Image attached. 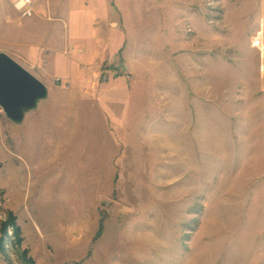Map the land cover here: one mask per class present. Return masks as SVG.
<instances>
[{
  "label": "rangeland",
  "instance_id": "obj_1",
  "mask_svg": "<svg viewBox=\"0 0 264 264\" xmlns=\"http://www.w3.org/2000/svg\"><path fill=\"white\" fill-rule=\"evenodd\" d=\"M33 1L0 0L49 89L0 107V264L264 263V0Z\"/></svg>",
  "mask_w": 264,
  "mask_h": 264
},
{
  "label": "water",
  "instance_id": "obj_2",
  "mask_svg": "<svg viewBox=\"0 0 264 264\" xmlns=\"http://www.w3.org/2000/svg\"><path fill=\"white\" fill-rule=\"evenodd\" d=\"M47 85L6 52H0V107L14 122L47 98Z\"/></svg>",
  "mask_w": 264,
  "mask_h": 264
},
{
  "label": "built area",
  "instance_id": "obj_3",
  "mask_svg": "<svg viewBox=\"0 0 264 264\" xmlns=\"http://www.w3.org/2000/svg\"><path fill=\"white\" fill-rule=\"evenodd\" d=\"M13 8L20 13H30L33 11L34 1L33 0H10ZM255 40L253 45L256 46ZM259 45V44H258ZM257 45V46H258Z\"/></svg>",
  "mask_w": 264,
  "mask_h": 264
},
{
  "label": "crops",
  "instance_id": "obj_4",
  "mask_svg": "<svg viewBox=\"0 0 264 264\" xmlns=\"http://www.w3.org/2000/svg\"><path fill=\"white\" fill-rule=\"evenodd\" d=\"M3 52H4V51H3ZM5 52H6V51H5ZM7 54H8V53H7ZM258 262H259L258 264H264L263 261H261V263H260V261H258Z\"/></svg>",
  "mask_w": 264,
  "mask_h": 264
}]
</instances>
